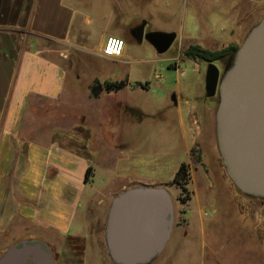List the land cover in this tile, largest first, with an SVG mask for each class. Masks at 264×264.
<instances>
[{"label": "rangeland", "instance_id": "rangeland-1", "mask_svg": "<svg viewBox=\"0 0 264 264\" xmlns=\"http://www.w3.org/2000/svg\"><path fill=\"white\" fill-rule=\"evenodd\" d=\"M91 2V10L108 4L107 0ZM263 14L264 0H114V17L108 19L102 14L92 21L88 43L92 47L104 34L126 36L124 50L132 81L111 95L98 81L87 85V92L81 91L88 78L107 72L102 60L87 64L77 59L73 63V53L53 41L29 39L44 55L53 54L57 48L56 54L68 63V76L76 74L80 79L59 101L31 102L24 135L40 142L57 140L79 150L92 168L81 211V234L63 239L52 234L50 243L39 239L52 252L54 264H114L104 238L107 211L114 195L132 186H163L173 201L170 238L150 264H229L225 255L241 253L246 219L261 220L264 228V201L240 193L222 165L214 118H208L206 112V104H213L215 112L217 97L204 95L201 101L193 100L207 62L183 55L191 44L210 50L240 45ZM142 21H146L145 32H176L165 53H156L145 38L137 42L129 37L127 25L135 27ZM214 63L222 73V64ZM182 162L189 173L183 192L172 183ZM79 216L81 213L74 227L80 223ZM201 235L213 239L214 253L208 250L207 238L203 244ZM22 239L38 238L1 244L0 255ZM218 248L219 261L214 259Z\"/></svg>", "mask_w": 264, "mask_h": 264}, {"label": "crops", "instance_id": "crops-1", "mask_svg": "<svg viewBox=\"0 0 264 264\" xmlns=\"http://www.w3.org/2000/svg\"><path fill=\"white\" fill-rule=\"evenodd\" d=\"M107 2L104 8L91 10L88 8L91 0H0V245L26 237L50 243L48 239L52 234L62 239L81 234V211L91 182L90 179L85 182L84 175L90 164L82 152L60 141L40 142L24 135V120L30 113L31 102L37 99L61 100L65 91L78 85L80 77L76 74L68 76V63L56 54L57 48H53V54L44 55L29 39L53 41L73 53V63L77 59H84L87 64L102 60L103 70L107 72L85 79L86 84L81 87L83 93L95 80L102 85L105 81L125 79L130 83L131 71L127 68L125 50L116 58L103 55V45L108 37L121 38L125 44L126 36L104 34L97 44L92 47L88 44L92 35L91 22L102 14L108 19L114 17V0ZM133 26L128 24L127 31ZM201 78L200 90L193 100L201 101L206 97L203 93L204 73ZM127 83L118 90H102L111 95L110 92L124 90L129 86ZM206 112L207 117L214 118L213 104L210 107L206 104ZM80 213V223L74 227V220ZM243 229L241 253L225 255L226 259L229 264H264L261 220L248 217ZM200 233H204L203 224H200ZM200 237L205 245L207 238L208 250L213 251V239L204 235ZM87 244H84V253ZM218 250L220 248L214 259L219 261Z\"/></svg>", "mask_w": 264, "mask_h": 264}, {"label": "water", "instance_id": "water-1", "mask_svg": "<svg viewBox=\"0 0 264 264\" xmlns=\"http://www.w3.org/2000/svg\"><path fill=\"white\" fill-rule=\"evenodd\" d=\"M146 21L130 30L156 53H165L175 31L149 30ZM206 97L217 96L216 145L228 178L242 194L264 200V14L250 28L220 73L212 61L204 72ZM173 227V201L163 186L138 185L112 198L104 238L114 264H150L164 250ZM54 264L39 239H22L0 255V264Z\"/></svg>", "mask_w": 264, "mask_h": 264}, {"label": "trees", "instance_id": "trees-1", "mask_svg": "<svg viewBox=\"0 0 264 264\" xmlns=\"http://www.w3.org/2000/svg\"><path fill=\"white\" fill-rule=\"evenodd\" d=\"M238 46L239 45L230 44V45H227L226 47H224L222 49L210 50V49L203 48L202 46H200L198 44H191L184 49L183 55L186 59H190L193 61H205V62H210V61L215 62L216 61V62H220L219 60L231 58V56L236 51ZM95 82H97V80H95ZM126 83H127L126 79L120 80V81H105L101 87L105 91L109 92V91L121 89L122 87L125 86ZM217 100H218V98H216V101ZM216 106H217V102H216ZM216 106H215V109H216ZM193 151L194 150L191 149V152H193ZM22 152H24V149L22 150ZM91 170H92L91 166H88L86 168L85 175H84V181L85 182L89 181V176H90ZM188 180H189V173L187 170V164L182 162L179 164V166L177 167V169H176V171L172 177V183L175 184L177 187H179L181 189V191L183 192V191H186V184L188 183ZM250 198H253V197H250ZM182 199H183V201L185 200L184 198H182ZM255 199H257V198H255ZM259 200H261V199H259ZM261 201H264V200H261Z\"/></svg>", "mask_w": 264, "mask_h": 264}, {"label": "clouds", "instance_id": "clouds-1", "mask_svg": "<svg viewBox=\"0 0 264 264\" xmlns=\"http://www.w3.org/2000/svg\"><path fill=\"white\" fill-rule=\"evenodd\" d=\"M124 41L122 39L110 38L104 48V56L110 58L119 57L124 49Z\"/></svg>", "mask_w": 264, "mask_h": 264}, {"label": "flooded vegetation", "instance_id": "flooded-vegetation-1", "mask_svg": "<svg viewBox=\"0 0 264 264\" xmlns=\"http://www.w3.org/2000/svg\"><path fill=\"white\" fill-rule=\"evenodd\" d=\"M229 59L230 58H226V59H222V60H219L220 62L219 63H221L222 64V72L224 71V69H225V67L228 65V63H229ZM162 253V252H161Z\"/></svg>", "mask_w": 264, "mask_h": 264}, {"label": "built area", "instance_id": "built-area-1", "mask_svg": "<svg viewBox=\"0 0 264 264\" xmlns=\"http://www.w3.org/2000/svg\"><path fill=\"white\" fill-rule=\"evenodd\" d=\"M110 38L121 39V38H118V37H113V36H111V37H108V38L105 40V42H104V45H103V54H104V48H105V46L107 45V42H108V40H109ZM122 52H123V51H122Z\"/></svg>", "mask_w": 264, "mask_h": 264}]
</instances>
